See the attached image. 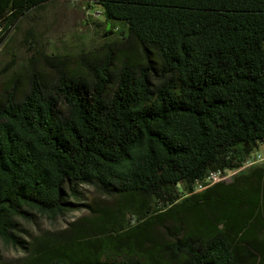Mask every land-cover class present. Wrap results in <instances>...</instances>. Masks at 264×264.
Masks as SVG:
<instances>
[{"label":"trees","instance_id":"obj_1","mask_svg":"<svg viewBox=\"0 0 264 264\" xmlns=\"http://www.w3.org/2000/svg\"><path fill=\"white\" fill-rule=\"evenodd\" d=\"M55 1L0 0V46ZM79 1L102 45L36 49L0 91V240L23 264H264V164L194 191L264 147V0Z\"/></svg>","mask_w":264,"mask_h":264},{"label":"rangeland","instance_id":"obj_2","mask_svg":"<svg viewBox=\"0 0 264 264\" xmlns=\"http://www.w3.org/2000/svg\"><path fill=\"white\" fill-rule=\"evenodd\" d=\"M99 10L90 9L79 0H59L30 11L27 18L15 24L6 40L7 44L0 46V91L12 76L23 71L36 49L45 54L55 52L68 56L74 63L79 55L99 48L104 40L101 37L102 27L93 24L104 22ZM42 67L43 62L34 65L37 69ZM259 151L264 152V147L260 146ZM98 198L91 188H86L85 198L81 202L92 203ZM84 215V209L54 221L34 215L32 221L21 220L18 236L27 243L40 236H53ZM25 256L23 250L0 240V264H23Z\"/></svg>","mask_w":264,"mask_h":264},{"label":"built area","instance_id":"obj_3","mask_svg":"<svg viewBox=\"0 0 264 264\" xmlns=\"http://www.w3.org/2000/svg\"><path fill=\"white\" fill-rule=\"evenodd\" d=\"M262 164H264V152L255 150L245 159L242 165L236 169L210 172L202 181L196 182L194 191H202L219 182H229L239 172Z\"/></svg>","mask_w":264,"mask_h":264}]
</instances>
